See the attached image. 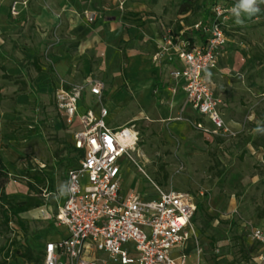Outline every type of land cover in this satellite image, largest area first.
I'll list each match as a JSON object with an SVG mask.
<instances>
[{"label": "rangeland", "instance_id": "obj_1", "mask_svg": "<svg viewBox=\"0 0 264 264\" xmlns=\"http://www.w3.org/2000/svg\"><path fill=\"white\" fill-rule=\"evenodd\" d=\"M125 1L124 11L127 4L139 0ZM214 1L231 5L236 0H141L140 3L145 4L143 12L136 15L127 12L136 21H139L137 15L145 13L146 20L137 27L139 36L130 38L121 48L127 55L129 51L138 58L144 57V63L139 62L136 71L144 73L146 84L155 81L154 88L147 87L142 94L135 95L129 89L131 82L124 86L121 79V68L129 69V56L122 60L120 55L112 64L107 61V51L106 54L104 51L100 54L92 51L90 76L93 80L106 83L107 98L103 99V103H111L118 112V118L111 115L113 122L110 126L131 122L140 131L139 160L144 174L135 166L127 167L124 191L127 194H156L154 183L162 190L199 196L203 211L196 213L194 221L199 233L198 246L195 250L191 245L187 246L193 263L228 264L234 261L236 264H264L258 258L252 260L257 257L259 247L249 238L251 229L264 228V133L255 132V124L248 120L241 132L231 135L222 132L209 136L195 128L191 110L179 96L166 90L168 84L157 88L159 80L168 79L167 68L163 64L160 76H157L152 59L157 50L156 44L147 39L149 29L164 28H171L176 35L181 33L180 40L201 38L203 33L195 26L208 20V9ZM118 5L119 1H116L114 6ZM227 36L229 43L219 59L220 66L224 68L218 76L222 85L234 90L233 86H229L231 82L238 86V91L251 84L257 87L251 96L245 93L240 98L232 95V106L228 109L231 112L235 107H245L248 113L256 111L258 117L264 119V17L245 20L243 25H237L234 16L231 17ZM1 67L0 61V91L12 93L13 83L5 79V71ZM81 76L84 80L89 75L86 77L82 71ZM217 90L222 96L223 88L219 83ZM39 104L37 111L33 106L28 107L29 112L17 111L15 99L0 98V152L10 170L11 180L7 190L12 199H27L30 173L41 166L52 176L54 191L61 195L67 165L76 156L67 144L72 131L63 122L59 130L38 126L44 121V115L38 110L42 107ZM222 106L221 109H226ZM9 111L14 112L13 120L1 114ZM10 123L14 128L10 127ZM30 125L38 128H26L29 133L19 132L25 130L23 126ZM27 137L30 141L25 142ZM10 147L20 151L18 159H8ZM24 159L28 162L29 174L21 172V161ZM51 198L48 205L55 212L57 203ZM146 198L153 199L154 196ZM22 217L28 223V236L15 223L5 226L0 213V264H25L21 259L7 258L12 243H34L38 246L36 251H42L51 231L57 229L53 220L43 219L37 212ZM197 250L201 251L199 258Z\"/></svg>", "mask_w": 264, "mask_h": 264}, {"label": "built area", "instance_id": "obj_2", "mask_svg": "<svg viewBox=\"0 0 264 264\" xmlns=\"http://www.w3.org/2000/svg\"><path fill=\"white\" fill-rule=\"evenodd\" d=\"M118 1V9L124 11L126 1ZM235 3L214 1L208 20L195 26L203 33L204 44L195 46L189 40H180V34L166 28L164 45L154 55L156 62L182 63V68H173L169 73L176 83L172 91H182L199 119L211 123L212 128L194 123L205 134L227 132L221 112L223 102L216 97L207 74L218 68L229 43L227 27L233 17L229 9ZM12 14H17L16 3ZM83 16L89 24L96 21L94 13L84 12ZM87 90L100 101L99 111L88 108L81 112L80 103ZM104 90L102 82L87 81L56 93V106L65 122H78L73 144L81 156L67 172L62 197L43 191L46 202L52 196L62 199L57 210L53 212L46 205L35 211L66 231L63 238L45 245L43 264H192L185 249L190 243L194 250L198 246L199 233L193 219L199 196L162 190L154 183L157 196L153 199L137 193L122 195L121 182L127 167L135 166L144 174L139 160L140 131L131 123L110 126V112L102 104ZM249 238L259 247L252 260L258 258L264 263V228L254 227ZM197 254L199 258L201 251Z\"/></svg>", "mask_w": 264, "mask_h": 264}, {"label": "crops", "instance_id": "obj_3", "mask_svg": "<svg viewBox=\"0 0 264 264\" xmlns=\"http://www.w3.org/2000/svg\"><path fill=\"white\" fill-rule=\"evenodd\" d=\"M116 1L118 0H0L1 68L5 71V79L12 81L10 82L11 84L13 83L12 93L1 90L0 98L9 100L12 98L13 100L15 99V110L17 111L27 110L29 112L30 110L28 107L33 106V108L36 109V106L41 103L42 107L38 110L44 115V121L38 126H42L48 130H51V128L59 130L62 126L61 122H63L65 126L72 131L71 138L67 144H69L72 151L73 149L75 150L73 152H75L76 156L70 160L67 165L66 179L62 194L59 195V192L54 191L52 176L44 168H35L33 170L41 172L46 176L48 182L44 190L47 189L51 191L55 196L62 197L64 195L67 172L69 168L77 165L81 156L74 148L73 144L74 134L79 128L78 122L74 125H68L65 122V119L56 106V93L59 90L70 89L75 85L83 84L87 81H100L105 85L103 99L105 100L107 98L105 94L107 90L106 83L102 80H93L90 76L92 51L95 50L96 54H100L101 51H104L106 54L107 51V61L112 62V64H115V60L120 58V55L122 60L128 59L129 56V69L126 71L124 67L121 68V79L124 82V86L128 84V82H131V84H129V89L135 95L138 96L142 94L144 92L143 90L147 87L154 88L155 85V81L146 84V82H144V73L142 71H136L138 63H144V57L138 58L134 56V54H130L129 51L127 55L126 51L121 48L122 44L124 45L126 42L130 41V38L134 39L135 37L136 39L137 36H139L140 32L137 27L146 20L144 17L145 13L137 15L136 19H139V21H136L133 17H129L127 12H134L135 15L139 14L145 10L143 9L145 8V4H141V0L132 2L127 4L124 12H120L118 7L114 6ZM15 3L16 15L12 14V7ZM141 5L143 7H140ZM261 8V12L264 13V7L261 6ZM84 12L94 13L96 15V21L89 24L83 16ZM263 17L264 16L259 18ZM147 28L149 27L147 26ZM165 29L166 28L162 30L157 29L154 31L149 29V36L147 39L153 40L157 48L154 55L158 53L164 45L163 38ZM128 34L131 35V37ZM190 42L192 45L200 46L205 43V37L204 35H202L201 38L195 37L194 41ZM170 53H174V49H170ZM152 59L154 61V68H156L154 71L157 73V76H160V68L163 64L167 68L166 77H168V79L159 80L156 84L157 88L164 87L168 84L166 90L172 92L175 96H179L186 106H188L186 103V96L182 91L176 93L172 91L176 83L169 77V73L173 68H182V63L178 60L156 62L154 56ZM221 70H224V68L219 64L216 70L209 72L211 75L207 74V77L213 83L216 97L224 103L223 106L226 108L221 109L223 120L227 126V132L224 131V133L231 135L241 132L247 120L249 123L255 124V126H257V122H261V126H264V119L259 118L256 111L248 113L245 107L239 106L235 107V109L230 112L228 108L232 106V95L239 96L238 98L241 97L242 93L251 96V94L255 93L257 87L255 84H251L248 88L242 87V89L238 91V86L235 87L236 84L234 85L229 82V86H233L234 90H232V87L226 88L218 78V76L223 73ZM82 71L86 73V77L89 75L84 80H82L83 77L81 76ZM117 82L120 84L119 80ZM218 83L223 88L222 96L219 95L217 90ZM102 104L110 112L109 120L111 124L113 122L111 115L118 118V112L110 105L111 103H103L102 101ZM88 108L99 111L100 101L87 90L83 93L80 109L81 112H83L84 109ZM188 108L193 114V125L194 123L202 122L205 126L212 128L211 123L207 119H199L198 115L189 106ZM225 110L229 113H225ZM35 111H37V109ZM1 114L5 115L6 118L10 120L15 118L14 112L12 111L1 112ZM129 123L131 122H124L122 126ZM9 125L14 128L11 123ZM38 126H23L25 130L19 132L29 133L30 131L26 130V128L33 129L36 127L38 128ZM222 132L223 131L218 134ZM28 141H30V137H27L25 140V142ZM10 149V152L7 154L8 159H18L20 156L19 154H21L20 151L12 147H10ZM1 155L6 163L4 155ZM21 162V172L28 174L30 172L28 162L25 159ZM55 163L57 164L56 160ZM127 175L128 174L125 172L121 182L122 195L124 196L132 193L130 192L127 194L124 191V182ZM29 181L34 183L32 179H29ZM143 196H154L155 198L157 195L150 194ZM53 198L57 203V210L62 199L60 200L52 196L51 199ZM48 202L45 200V206L47 205L48 209L52 210ZM36 210L28 213L30 214ZM53 222L55 223V221ZM65 232L64 228L57 227V229L51 231L49 237H47L48 241L46 244L50 241L60 240L65 236ZM53 236H56V239H53ZM29 245L33 249L38 247L34 243H29ZM190 245L192 249H194L192 243L187 246ZM44 247L42 250L43 255ZM185 252L189 254L187 247ZM191 262L194 264L192 260Z\"/></svg>", "mask_w": 264, "mask_h": 264}, {"label": "trees", "instance_id": "obj_4", "mask_svg": "<svg viewBox=\"0 0 264 264\" xmlns=\"http://www.w3.org/2000/svg\"><path fill=\"white\" fill-rule=\"evenodd\" d=\"M209 9H208V17H209ZM187 11L188 9H186V12ZM262 16H264L263 12L257 14L252 19H246V20L253 21ZM0 149H1V141H0ZM73 151L75 150L73 149ZM30 179H32L34 183L31 182L28 183L29 195L27 199H22V200L12 199L10 195L7 193V186L9 185L11 180L10 170L7 164L5 163L0 152V213L2 216V222L7 227H9L10 223H15L25 236H28L29 227L27 221H25L22 216L30 211L45 206L43 190L48 182L46 176L43 173L36 171L30 173ZM198 211L199 212L203 211V206L201 204H199L198 206ZM194 221H195V217L193 219V222ZM212 243L214 242L212 241ZM9 257H13L15 259H21L26 264H43L44 261L43 251H36L29 244L25 242H23L22 244L20 243L19 245L17 242L12 243V249L11 251H8L7 258ZM228 264H236V262L233 261Z\"/></svg>", "mask_w": 264, "mask_h": 264}, {"label": "clouds", "instance_id": "obj_5", "mask_svg": "<svg viewBox=\"0 0 264 264\" xmlns=\"http://www.w3.org/2000/svg\"><path fill=\"white\" fill-rule=\"evenodd\" d=\"M261 5H264V0H236V3L229 11L234 16L235 23L237 25H243L246 19H252L257 14L261 13ZM208 75H211V73H208ZM254 131L257 133H264V126H261V122H257Z\"/></svg>", "mask_w": 264, "mask_h": 264}]
</instances>
